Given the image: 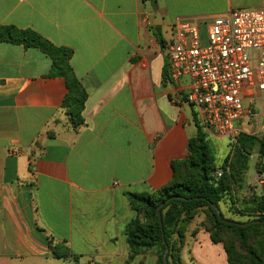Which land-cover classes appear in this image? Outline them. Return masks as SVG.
Returning <instances> with one entry per match:
<instances>
[{
    "label": "crops",
    "instance_id": "obj_1",
    "mask_svg": "<svg viewBox=\"0 0 264 264\" xmlns=\"http://www.w3.org/2000/svg\"><path fill=\"white\" fill-rule=\"evenodd\" d=\"M260 8L264 0H0V26L31 29L73 52L87 93L74 124L51 58L0 43V264H158L157 248L131 253L126 227L137 213L128 195L168 186L198 127L216 138L186 102L189 80L169 79L173 25L205 28L229 11ZM248 160L246 188L235 193L243 207L264 193L258 146ZM205 219L201 209L175 236L170 264H229ZM55 246L70 255L58 258Z\"/></svg>",
    "mask_w": 264,
    "mask_h": 264
},
{
    "label": "trees",
    "instance_id": "obj_2",
    "mask_svg": "<svg viewBox=\"0 0 264 264\" xmlns=\"http://www.w3.org/2000/svg\"><path fill=\"white\" fill-rule=\"evenodd\" d=\"M7 42L36 48L47 54L52 60L51 76L65 79L69 89L64 102L67 114L74 124L81 122V112L87 93L76 78L71 67L73 52L64 47H57L39 33L31 29L15 26H0V43ZM256 146L264 157V135L258 137L240 134L233 148L229 171L220 178L216 172L215 154L207 140V135L198 127L197 135L188 144L189 158L172 164L174 179L166 187L153 194H129L132 208L137 217L126 227V236L132 255L140 251L157 248L158 264H163L165 251L162 234L170 248L168 258H174L176 252L175 236L182 238L184 227L188 225L201 209L206 211L204 226L215 243H222L229 264H264V193L246 200L244 210L235 208L231 212L246 221H262L248 227L230 226L222 223L211 204H221L227 199L231 205L238 206L235 193L246 188L245 173L248 155ZM264 173V164L261 167ZM172 196H181L186 200L172 199L161 209L162 224L157 215L158 206ZM239 198V197H238ZM248 202V203H247ZM221 210V208H220ZM222 216L226 218L222 212ZM55 256L66 258L69 249L66 246L51 247ZM170 264V261H169Z\"/></svg>",
    "mask_w": 264,
    "mask_h": 264
},
{
    "label": "built area",
    "instance_id": "obj_3",
    "mask_svg": "<svg viewBox=\"0 0 264 264\" xmlns=\"http://www.w3.org/2000/svg\"><path fill=\"white\" fill-rule=\"evenodd\" d=\"M173 29L165 47L169 79L189 80L186 102L200 110L206 131L237 142L252 106L264 104V8L229 11L205 28L178 20ZM244 91L257 94L248 108Z\"/></svg>",
    "mask_w": 264,
    "mask_h": 264
},
{
    "label": "rangeland",
    "instance_id": "obj_4",
    "mask_svg": "<svg viewBox=\"0 0 264 264\" xmlns=\"http://www.w3.org/2000/svg\"><path fill=\"white\" fill-rule=\"evenodd\" d=\"M170 34H171L170 31H168L166 37H168ZM243 97H244V102H243L244 106L249 107L251 106L250 99L256 98L257 94L255 91H244ZM252 110L255 114H257V116L256 117L249 116L245 119L242 125L243 134L262 139L264 135V104H260L259 102H257L255 105L252 106ZM209 143L212 146L213 152L215 154L216 172L219 170L223 174L225 171H229V166L231 162L230 155L233 152L234 145H236L237 142H233L230 138H226V137L219 138L217 136L216 138H209ZM224 204L228 205V207H230L231 209L239 208L241 210L242 209L244 210V207L240 203H239L240 205L238 204V206L234 207L233 205H231V202L229 200L227 201V199L224 201ZM222 210L226 214L225 215L226 218H232L236 221H244V219L247 220L246 217L240 218V216L238 215L237 217L232 216V213L227 212L228 210L227 208L225 209L224 206H222Z\"/></svg>",
    "mask_w": 264,
    "mask_h": 264
},
{
    "label": "water",
    "instance_id": "obj_5",
    "mask_svg": "<svg viewBox=\"0 0 264 264\" xmlns=\"http://www.w3.org/2000/svg\"><path fill=\"white\" fill-rule=\"evenodd\" d=\"M156 18L159 19V14L156 15ZM263 192H264V186H263ZM172 199H178V200H186L184 197H181V196H172L170 198H168L165 202L161 203L158 208H157V215H158V218H159V222H160V226L161 228H163V224H162V216H161V209L164 207V205L166 203H168L170 200ZM212 208L214 209V211L216 212L217 216H218V219L226 224V225H230V226H239V227H248L250 225H253V224H260L262 221L260 220H255V221H250V222H245V223H239V222H236V221H231V220H227L225 219L223 216H222V213H221V210L220 208L218 207L217 204H211ZM264 223V221H263ZM162 237H163V241H164V246H165V251H164V254H163V264H169V261H168V257H169V253H170V248L165 240V236H164V233L162 234Z\"/></svg>",
    "mask_w": 264,
    "mask_h": 264
}]
</instances>
